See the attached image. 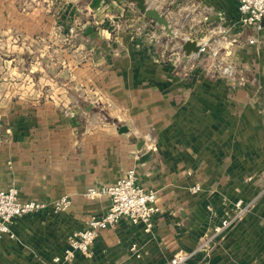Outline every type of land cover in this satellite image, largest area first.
I'll use <instances>...</instances> for the list:
<instances>
[{"label": "crops", "instance_id": "1", "mask_svg": "<svg viewBox=\"0 0 264 264\" xmlns=\"http://www.w3.org/2000/svg\"><path fill=\"white\" fill-rule=\"evenodd\" d=\"M117 1L89 0L85 8L112 18L100 29L113 38L101 41L131 53L87 54L90 29L70 38L38 16L5 23L4 14L17 11L0 4V186H15L22 200L71 199L63 211L15 217L14 236L0 238V264H51L68 237L110 205L108 196L85 191L133 167L157 193L154 230L123 217L73 264H168L178 251L196 250L239 199L255 208L186 264H264V21L243 27L238 0H146L183 41H198L210 56L221 50L234 70L220 74L199 63L187 68L203 60V50L167 59L164 48H151V34L160 46L165 28L130 0ZM124 11L137 16L127 28ZM133 243L141 257L131 253Z\"/></svg>", "mask_w": 264, "mask_h": 264}, {"label": "built area", "instance_id": "2", "mask_svg": "<svg viewBox=\"0 0 264 264\" xmlns=\"http://www.w3.org/2000/svg\"><path fill=\"white\" fill-rule=\"evenodd\" d=\"M238 1L241 25L243 27H260L261 22L264 20V0ZM249 42L254 43L255 39L250 38ZM202 50H204V47ZM229 68L228 73L231 74L234 67ZM197 189L198 186L193 188L194 191ZM84 195L88 198L108 196L110 205L104 213L88 217L84 227L68 237V245L64 252L54 256L51 264H73L77 253L90 255L93 243L100 231L116 227L123 217L134 224L142 223L144 230L151 232L155 228L156 217L161 211L160 206L157 204L156 191L146 189L139 183L137 170L134 167L127 169L115 183L102 187H90ZM70 204L71 199L67 195H63L52 203L37 199L22 200L15 186L8 188L0 186V238L5 235L14 236L11 225L15 217L39 212L49 207H52L55 212H59L66 210ZM251 205H253V201L244 202L239 199L235 204L237 209L235 214L222 218L214 227L212 237H206V240L194 251H178L168 264H186L197 251L205 249L208 242L223 234L238 220L242 219L244 212ZM130 251L136 257H141V251L137 243L131 245Z\"/></svg>", "mask_w": 264, "mask_h": 264}, {"label": "rangeland", "instance_id": "3", "mask_svg": "<svg viewBox=\"0 0 264 264\" xmlns=\"http://www.w3.org/2000/svg\"><path fill=\"white\" fill-rule=\"evenodd\" d=\"M88 1L89 0H0V4L2 5V2H4L5 6H9L11 8L15 7L17 11V12H13L12 10H10V13L4 14L3 21L5 23H8L10 21H17L20 19L22 20L23 23H30L35 17L38 16V17H41L40 18L41 21L47 20V21L55 22L56 27L61 28L56 31L58 32L57 34L64 33L66 36H69L70 38L74 34H76V32L78 31V28L90 29V33L86 36V41H85L86 46L84 48L87 54L90 52L92 53L94 51L93 50L94 48L95 49L100 48L102 53L103 52L104 53L105 52H108V53H116V52L129 53L130 52L131 53V47H126L127 48V51H126L124 47H122L121 45L120 46L118 45L117 49H115V47H112L111 45L109 46L108 44H105V42L101 41L102 39L100 38H103V39H107L109 37L113 38V35L111 36V31L109 30L104 31L100 29V28H104L103 25L111 21L112 18L107 16L105 19L103 18L104 19L103 20V19H100L98 16H95L93 12H90L85 8V6L88 4ZM117 2L120 5H122L119 1L114 0L115 4ZM128 3L129 2H127V5H129ZM131 3L133 4H130V5H133L134 7H136L135 2L131 1ZM36 8H42V9L51 8L49 10L50 14L49 15H45V14H42V15L35 14L34 15L32 12ZM61 8L62 9L65 8V11L58 12ZM137 10H139L140 14L144 16V13L139 8H137ZM46 13L48 14V12ZM0 16L2 17L3 15H0ZM132 17L137 19V16H132ZM132 17L127 15V11L123 12V16L120 17V20L123 21L124 28H127V26L129 25L128 23L131 21L130 18ZM126 31L130 32L129 30H126ZM12 36L15 37L16 39L22 38V35L19 33H16V34L14 33ZM0 37H2V35H0ZM38 37H43V35H39ZM151 37L153 38L150 39V44H149L150 47L155 48V50L164 48L165 56L167 59L173 58L175 57V55H178V54H181V55L185 54V52L182 49L183 39H181L179 35H176V37H172L169 35L166 36L165 40L164 39L160 40L159 42L160 46H158L157 34H153V35L151 34ZM118 43H120L119 40H118ZM134 52L141 53V45L139 47L138 46L135 47ZM209 52H210V49L208 48L206 50H203V53H205L203 60H201L200 62L199 61L196 62L195 61L196 59L193 58L190 62L189 61L187 62V65H188L187 68H189L191 63L192 64L199 63L203 69H210V71L214 70L220 74H224V73H228L229 71L228 69H230L229 67L234 66L232 63L226 62L223 59V56H221V50L214 51L213 49L211 56ZM184 68H186V66H184ZM84 97L86 98L85 100L87 102L93 99V95L91 94L90 95L85 94ZM262 189H263L262 192H264V187ZM254 208H255V205L254 206L251 205L250 208L246 209L243 216L246 213L251 212L252 209ZM236 211L237 209L235 206V209L233 210L232 215H234ZM236 223L234 225H236ZM234 225H232L229 229H232ZM212 235L213 233H211L210 235L206 237L210 238L212 237ZM206 237L202 239L201 244L206 240ZM219 243H220V240L217 241V238L215 237L212 241L208 242V245L206 246L205 249L208 252H211V250H213L217 245H219ZM201 244H199V246ZM187 252H190V251H187Z\"/></svg>", "mask_w": 264, "mask_h": 264}, {"label": "water", "instance_id": "4", "mask_svg": "<svg viewBox=\"0 0 264 264\" xmlns=\"http://www.w3.org/2000/svg\"><path fill=\"white\" fill-rule=\"evenodd\" d=\"M130 1L136 3L137 7L144 13V16L148 20H153L157 24L162 25L165 28L167 35L176 37L177 34L175 33L172 25L165 17V15L161 13L157 8L148 5L146 0H130ZM203 47L204 45L192 39H185L182 43V49L186 55L199 53Z\"/></svg>", "mask_w": 264, "mask_h": 264}]
</instances>
